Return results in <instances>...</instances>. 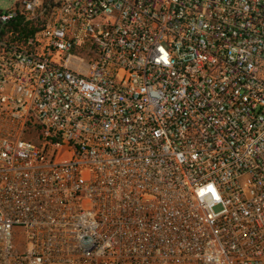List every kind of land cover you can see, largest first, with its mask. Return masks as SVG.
Listing matches in <instances>:
<instances>
[{
    "label": "built area",
    "instance_id": "1",
    "mask_svg": "<svg viewBox=\"0 0 264 264\" xmlns=\"http://www.w3.org/2000/svg\"><path fill=\"white\" fill-rule=\"evenodd\" d=\"M0 8V264H264V0Z\"/></svg>",
    "mask_w": 264,
    "mask_h": 264
},
{
    "label": "rangeland",
    "instance_id": "2",
    "mask_svg": "<svg viewBox=\"0 0 264 264\" xmlns=\"http://www.w3.org/2000/svg\"><path fill=\"white\" fill-rule=\"evenodd\" d=\"M13 6L12 0H0V8L3 10H6L7 8H10Z\"/></svg>",
    "mask_w": 264,
    "mask_h": 264
}]
</instances>
